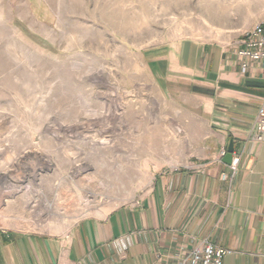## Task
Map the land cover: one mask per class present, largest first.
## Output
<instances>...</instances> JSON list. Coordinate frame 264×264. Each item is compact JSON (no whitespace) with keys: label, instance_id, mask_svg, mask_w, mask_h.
<instances>
[{"label":"rangeland","instance_id":"374dc122","mask_svg":"<svg viewBox=\"0 0 264 264\" xmlns=\"http://www.w3.org/2000/svg\"><path fill=\"white\" fill-rule=\"evenodd\" d=\"M261 21L264 0H0V229L59 234L136 202L177 133L144 53Z\"/></svg>","mask_w":264,"mask_h":264},{"label":"crops","instance_id":"0c3cea01","mask_svg":"<svg viewBox=\"0 0 264 264\" xmlns=\"http://www.w3.org/2000/svg\"><path fill=\"white\" fill-rule=\"evenodd\" d=\"M237 48L184 40L147 50L150 75L178 109L146 193L59 234L0 229V264H180L207 243L230 251L223 264H264V142L250 141L264 62L242 72ZM230 142L235 170L220 156Z\"/></svg>","mask_w":264,"mask_h":264},{"label":"built area","instance_id":"2783aa9c","mask_svg":"<svg viewBox=\"0 0 264 264\" xmlns=\"http://www.w3.org/2000/svg\"><path fill=\"white\" fill-rule=\"evenodd\" d=\"M237 45L236 56L242 72L247 69L249 63L264 62V21L258 22L251 29L245 31ZM250 141L253 143L264 142V103L257 110ZM225 154V151L220 152L221 157H224ZM238 163L239 156L233 152L230 168L235 170ZM228 254L230 251L207 243L200 248L193 249L180 264H223V260Z\"/></svg>","mask_w":264,"mask_h":264},{"label":"water","instance_id":"95a60500","mask_svg":"<svg viewBox=\"0 0 264 264\" xmlns=\"http://www.w3.org/2000/svg\"><path fill=\"white\" fill-rule=\"evenodd\" d=\"M232 153H233V144H232V142H230L229 145H228V148H227V153L222 159V163L223 164H225L227 166L231 165Z\"/></svg>","mask_w":264,"mask_h":264}]
</instances>
